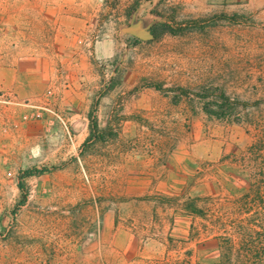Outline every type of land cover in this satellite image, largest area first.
Instances as JSON below:
<instances>
[{"label":"rangeland","instance_id":"obj_1","mask_svg":"<svg viewBox=\"0 0 264 264\" xmlns=\"http://www.w3.org/2000/svg\"><path fill=\"white\" fill-rule=\"evenodd\" d=\"M263 178L264 0H0V264L263 263Z\"/></svg>","mask_w":264,"mask_h":264},{"label":"trees","instance_id":"obj_2","mask_svg":"<svg viewBox=\"0 0 264 264\" xmlns=\"http://www.w3.org/2000/svg\"><path fill=\"white\" fill-rule=\"evenodd\" d=\"M167 27L168 25L166 23H154L150 26L149 31L153 38H158L159 36H161L162 33L168 31ZM262 188L264 189V178L262 180H258L256 184L254 183V185L253 184L250 185V188L244 194V197L242 199V200H245L243 205L246 207V209L249 211L251 210L254 211L252 218L258 215L260 212H262V211H259L258 209L261 203L262 204L264 203V196L261 194ZM203 200L205 199L202 196H196L194 198H189L184 203L185 209L187 210V212L191 214L205 216L207 214L208 208L205 204L201 202ZM261 236L264 237V235L262 234L260 235V237ZM250 242L252 243V245H249V243H247V246H248L246 249L247 253H252L253 256L256 255L255 257H257V255L258 257H261L263 253L262 249H264V247L258 248L256 245H253L254 240H250ZM242 246L245 248L244 242H242ZM262 260H263V263L258 261L257 263H254V264H259V263L264 264V259Z\"/></svg>","mask_w":264,"mask_h":264},{"label":"crops","instance_id":"obj_3","mask_svg":"<svg viewBox=\"0 0 264 264\" xmlns=\"http://www.w3.org/2000/svg\"><path fill=\"white\" fill-rule=\"evenodd\" d=\"M149 29H150V27H149Z\"/></svg>","mask_w":264,"mask_h":264}]
</instances>
